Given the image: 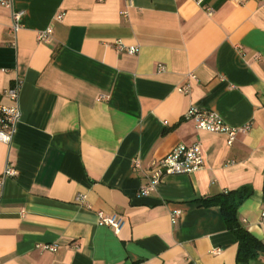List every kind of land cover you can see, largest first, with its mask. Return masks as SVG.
Here are the masks:
<instances>
[{
  "label": "crops",
  "instance_id": "obj_1",
  "mask_svg": "<svg viewBox=\"0 0 264 264\" xmlns=\"http://www.w3.org/2000/svg\"><path fill=\"white\" fill-rule=\"evenodd\" d=\"M5 1L0 107L17 105L6 92L20 80L22 117L0 142V182L8 162L17 172L0 189V264H264L240 261L221 209L201 204L249 188L239 220L264 244V0ZM192 108L251 130L229 146L185 119ZM196 143L203 170L141 194L154 162Z\"/></svg>",
  "mask_w": 264,
  "mask_h": 264
},
{
  "label": "built area",
  "instance_id": "obj_2",
  "mask_svg": "<svg viewBox=\"0 0 264 264\" xmlns=\"http://www.w3.org/2000/svg\"><path fill=\"white\" fill-rule=\"evenodd\" d=\"M128 6L132 5L133 0H124ZM198 5H202L205 0H195ZM233 3L242 4L239 0H231ZM0 4L7 8H12L10 1L0 0ZM209 14H212L211 9H207ZM127 16V12L123 13ZM24 17L23 12L12 13V26L11 32L16 35L22 28V20ZM52 31L40 33L38 40L40 42H49ZM117 50L128 51L131 54L138 52L137 48H126L121 42L117 45ZM191 79L196 80V76L191 75ZM21 81L18 80L15 86L9 89L6 93L7 96L15 101L17 105L15 107H0V142L5 144H11L17 133L18 125L21 121V110L19 107V98L21 92ZM189 88H181L182 93H189ZM186 120L193 121L198 130L223 135L227 138V144L232 146L240 134H247L251 130V126L233 127L228 125L224 119L217 113L201 110L198 108H192L185 116ZM206 166V160L202 151V147L199 143L191 146L180 145L175 147L169 154L154 162L147 170V185L141 189V194L146 195L150 191L155 190L167 177L170 176H182L190 175L200 170H203ZM135 170L142 171L143 163L140 159L134 160ZM17 175L16 168L11 162L7 163L4 179L0 182V189L3 188L4 180L6 178H13ZM85 200V197L78 195L75 199L76 203L81 204ZM181 212L176 211L172 215L173 223H177ZM100 224L111 228L116 234H119L126 225V219L123 216H107L104 213H99ZM262 221L264 222V213H262ZM43 251L56 252L58 247L56 245H43L40 246ZM217 250L215 253H219Z\"/></svg>",
  "mask_w": 264,
  "mask_h": 264
},
{
  "label": "trees",
  "instance_id": "obj_3",
  "mask_svg": "<svg viewBox=\"0 0 264 264\" xmlns=\"http://www.w3.org/2000/svg\"><path fill=\"white\" fill-rule=\"evenodd\" d=\"M249 188L225 192L215 197L204 199V207H219L229 231L234 233L239 243V260L250 262L264 252V244L253 237L239 220L238 211L244 202L251 196Z\"/></svg>",
  "mask_w": 264,
  "mask_h": 264
}]
</instances>
